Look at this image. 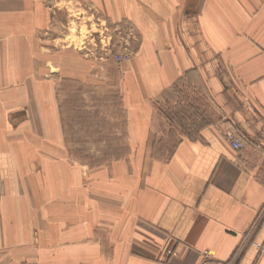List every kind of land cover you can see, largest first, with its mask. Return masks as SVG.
Masks as SVG:
<instances>
[{"label": "crops", "instance_id": "obj_1", "mask_svg": "<svg viewBox=\"0 0 264 264\" xmlns=\"http://www.w3.org/2000/svg\"><path fill=\"white\" fill-rule=\"evenodd\" d=\"M56 1L0 0V264H264V0H91L139 36L127 152L96 168L65 146Z\"/></svg>", "mask_w": 264, "mask_h": 264}, {"label": "rangeland", "instance_id": "obj_2", "mask_svg": "<svg viewBox=\"0 0 264 264\" xmlns=\"http://www.w3.org/2000/svg\"><path fill=\"white\" fill-rule=\"evenodd\" d=\"M58 2L53 5L62 14L53 16L51 26L60 27L64 39L60 46L66 47V78L60 80L56 92L66 150L71 159L88 168L105 166L127 152L118 83L126 64L135 55L139 36L124 20L111 22L91 0ZM185 87L178 89L179 94L171 92L167 103L175 100L183 107L193 104L196 112L189 114L183 123L199 122L205 112L213 109L211 99L199 90ZM169 107L162 108L167 116ZM167 118L171 119V115ZM171 126L162 129L173 131Z\"/></svg>", "mask_w": 264, "mask_h": 264}, {"label": "built area", "instance_id": "obj_3", "mask_svg": "<svg viewBox=\"0 0 264 264\" xmlns=\"http://www.w3.org/2000/svg\"><path fill=\"white\" fill-rule=\"evenodd\" d=\"M227 138L230 141L231 146L234 149H240L242 147V142L240 141V139L236 138L234 135L232 134H227ZM257 249L263 253L264 252V248L261 246H257ZM201 255L203 256V264H210V259H209V253L208 251H202ZM17 264H27V263H17Z\"/></svg>", "mask_w": 264, "mask_h": 264}]
</instances>
